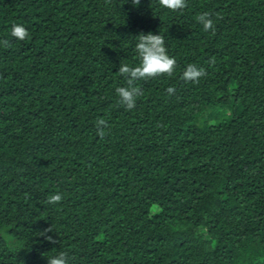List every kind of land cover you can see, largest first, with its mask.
<instances>
[{
    "label": "trees",
    "instance_id": "trees-1",
    "mask_svg": "<svg viewBox=\"0 0 264 264\" xmlns=\"http://www.w3.org/2000/svg\"><path fill=\"white\" fill-rule=\"evenodd\" d=\"M141 32L162 35L177 66L137 82L129 111L118 68L139 63ZM5 39L0 264L61 251L69 264H264V0H187L181 12L159 0H0ZM189 63L207 72L197 84L181 79ZM49 227L53 242L39 235Z\"/></svg>",
    "mask_w": 264,
    "mask_h": 264
},
{
    "label": "clouds",
    "instance_id": "clouds-1",
    "mask_svg": "<svg viewBox=\"0 0 264 264\" xmlns=\"http://www.w3.org/2000/svg\"><path fill=\"white\" fill-rule=\"evenodd\" d=\"M135 5L140 4V0H131ZM159 4L170 11L181 12L187 7V0H159ZM196 21L202 26L206 32L215 33V24L209 12H202L196 16ZM10 35L18 41H27L30 39L29 31L21 24H13ZM138 40L135 44L137 58L139 63L135 66H130L128 63L119 65L118 72L124 77L126 86H120L115 89L118 96V104L122 105L126 110H133L136 106L137 99L143 96V89L138 86L139 81H148L159 76L172 77L175 74L177 61L175 57L168 55L165 46L164 37L162 35L148 33H139ZM5 49L11 46V42L7 39L0 41ZM213 60L210 58V63ZM207 75L203 67H198L196 64L189 63L181 74V79L185 83H199L200 79ZM166 92L169 96L175 93L174 87H168ZM97 135L103 139L106 135V129L110 127L108 121L103 118H98L95 122ZM63 200V195L59 192L50 195L47 198V203L57 204ZM52 231L51 227L39 232L44 238L53 242L51 236L45 233ZM6 230H0V235H4L5 239L8 237L5 234ZM47 264H69V254L67 251H61L58 254L48 257Z\"/></svg>",
    "mask_w": 264,
    "mask_h": 264
}]
</instances>
